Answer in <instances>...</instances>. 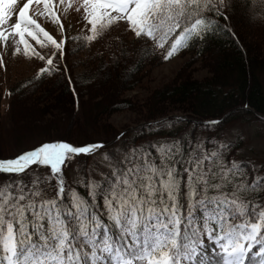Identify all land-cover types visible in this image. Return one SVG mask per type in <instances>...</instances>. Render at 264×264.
Here are the masks:
<instances>
[{
  "label": "snow or ice",
  "instance_id": "6c2138e0",
  "mask_svg": "<svg viewBox=\"0 0 264 264\" xmlns=\"http://www.w3.org/2000/svg\"><path fill=\"white\" fill-rule=\"evenodd\" d=\"M34 4L63 32L52 0H0V42L18 37L28 55L26 37L43 47L42 34L55 51H32L42 62L34 77L63 76L76 94V82L65 75L66 42L33 18ZM80 8L87 42L123 25L138 53L150 45L163 61L182 49L206 50L224 36L238 41V18L264 26V0H82ZM120 65L114 55L112 66ZM182 120L189 118L163 117L135 130L141 140L143 129L166 131L155 142L121 141V133L111 143L46 142L0 157L7 177L0 180V264H264V163L236 159L225 142L227 114L191 120L193 128L177 133ZM197 128L209 135H196ZM97 153H107L104 166L77 181L82 194L65 170ZM33 165L50 172L40 175Z\"/></svg>",
  "mask_w": 264,
  "mask_h": 264
},
{
  "label": "rangeland",
  "instance_id": "374dc122",
  "mask_svg": "<svg viewBox=\"0 0 264 264\" xmlns=\"http://www.w3.org/2000/svg\"><path fill=\"white\" fill-rule=\"evenodd\" d=\"M22 2L23 0H21V4ZM81 4L82 0H52L53 11L63 21V32L51 18L38 15L44 11L43 5L34 4L30 11L33 18L37 19L42 27L55 39L66 42L64 63L69 71L65 74L70 75L72 80L76 82L75 96L77 95V100L75 103H78L80 107L74 105L70 99L66 100V98L64 101L53 103L47 94L42 95L40 93L46 84H40V88H37L36 91L34 88L33 94L28 91L23 95H19L18 89H16L18 83L28 77L30 79L34 78V74L42 63L32 55V51L35 50L42 55H52L55 51L52 45L43 38L42 34L40 39L43 47L30 37H26L31 45L28 55L24 54V46L19 44L18 37H11L7 45L0 42V57L4 60V66L0 67V156H12L19 149L32 150L46 142L65 140L74 144L110 143L124 132L125 135L121 137V141H135L139 144L141 142L146 143L148 140L155 142L167 134L166 131L156 133L143 129L142 131L147 135L141 140V133L135 131L148 122H142L140 116L152 112L150 104L156 105L158 99L164 100L163 97L153 98L149 105L146 103L145 109L138 104L135 106L137 109L134 112L121 110L107 112L99 106L102 103V94L91 89L93 84H86L87 81H79L81 76L86 75L89 69L86 67H91L87 64L88 62L81 64L90 54L93 55V53L101 50L107 51L111 48L109 46H111L112 41L119 37L125 36V41L133 39V35L127 32L123 25H119L114 26L106 35L98 37L96 41L87 42L83 37L85 34H90L88 32L89 26L83 19ZM77 9H80V11H77ZM14 22L15 17L10 23ZM244 24L247 23L244 22ZM249 24L247 25L249 26ZM252 24L250 26H256L255 22ZM260 45L261 47L264 46V40ZM16 47L20 48L19 54L15 52ZM102 58H105V54L96 59L101 60ZM192 59V55L184 53L172 58L170 61L160 64L154 63L150 68L146 67V69L144 67L136 77L139 80L136 81L135 88L126 91L123 95L136 101L142 100L149 93L153 94L155 89L160 88L162 85L179 83L186 78L201 79L205 75L211 74L207 69H199V65ZM194 66H198V69ZM87 78L89 77L87 76ZM90 78H93V76ZM54 92L59 98L63 97L57 89ZM73 95L72 93V97ZM55 99L58 100V98ZM239 114L237 117L227 119L224 124L223 127L229 130L225 142L231 141L236 159L264 163V119L257 118L249 112L243 111ZM182 115L175 112L168 116ZM193 127L194 125L190 122H180L176 125L175 131L180 133ZM195 134L198 136L209 135L203 128H197ZM104 155H107V153H97L94 158H77L78 162L65 170L66 181L83 194L85 189L77 181H86L93 171H96L98 167H103L105 163ZM32 169H37V173L40 175L50 172L49 168H37L36 165H33ZM6 178L5 174H0V180Z\"/></svg>",
  "mask_w": 264,
  "mask_h": 264
},
{
  "label": "trees",
  "instance_id": "16d2710c",
  "mask_svg": "<svg viewBox=\"0 0 264 264\" xmlns=\"http://www.w3.org/2000/svg\"><path fill=\"white\" fill-rule=\"evenodd\" d=\"M244 22L250 23L249 26L245 25ZM252 23L244 18L237 19L238 41L234 42L230 37L224 36L213 42L206 50L202 45L192 50L182 49L179 55L184 53L192 55V58L199 65V69H207L211 74L205 75L201 79L186 78L179 83L162 85L155 89L154 96L149 93L142 100L137 101L124 96L126 91L135 88L136 81L139 80L136 77L144 67L150 68L154 63L167 62L153 58L150 45L149 48L138 53L139 45L134 37L131 40L127 39L128 41H125V36L119 37L120 39L112 41L111 46H109L111 48L107 51L101 50L103 52L97 51L93 55L90 54L81 64L88 62L87 64L91 67H86L89 69L79 81H87L86 84H93L91 89L102 94V103L99 106L107 112L119 110L134 112L137 109L135 106L138 104L145 109L146 103L149 105L153 98L163 97L164 100L158 99L156 105L150 104L152 112L140 116L142 122H154L175 112L192 120H206L209 117L231 113L227 117L230 119L239 116V113L244 111L240 107L241 104H248L254 112L264 115V78H262L264 76V46L261 47L260 45L264 40V28L258 23L252 27L250 26ZM104 54L105 58L96 59ZM114 55L121 60L118 69L112 66ZM125 60L126 64L130 66L127 71H125ZM194 67L198 69V66ZM93 72L96 73V76L90 78ZM100 72L104 74L100 75ZM65 75L67 76V74ZM40 84H46L40 93L42 95L47 94L53 103L64 101L66 98V100L70 99L74 105L76 104L77 95L74 94L72 97L73 92L63 76L43 82L35 77L32 79L28 77L18 83L16 89H18L19 95L28 91L33 94L34 88L36 91L37 88H40ZM56 89L63 97L56 96L54 92ZM76 105L79 106L78 103ZM247 112L251 113L250 111ZM28 150L31 149H19L12 156L1 155L0 157L15 158Z\"/></svg>",
  "mask_w": 264,
  "mask_h": 264
},
{
  "label": "water",
  "instance_id": "95a60500",
  "mask_svg": "<svg viewBox=\"0 0 264 264\" xmlns=\"http://www.w3.org/2000/svg\"><path fill=\"white\" fill-rule=\"evenodd\" d=\"M258 117H262L261 115H257ZM182 118V117H181Z\"/></svg>",
  "mask_w": 264,
  "mask_h": 264
}]
</instances>
